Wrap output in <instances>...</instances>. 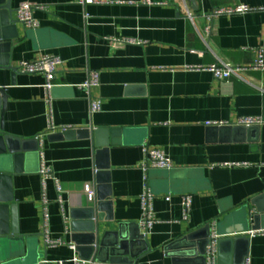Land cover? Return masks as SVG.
Returning <instances> with one entry per match:
<instances>
[{
    "label": "crops",
    "instance_id": "crops-1",
    "mask_svg": "<svg viewBox=\"0 0 264 264\" xmlns=\"http://www.w3.org/2000/svg\"><path fill=\"white\" fill-rule=\"evenodd\" d=\"M196 1L197 7L190 0H11L16 20L22 3L46 7L35 13L38 29L18 25L10 53L15 84L9 72L1 83L8 97L5 134L16 150L31 151L11 181L16 215L9 224L16 220L26 238L16 264L74 257L127 264L148 247L152 252L139 264H203L199 251L206 248V259L210 250L218 264H264V230L252 234L251 226L258 208L264 210V124L239 125L264 121V69L226 81L206 70L217 58L246 68L259 51L264 57V0ZM244 5L252 10L205 18ZM44 55L63 62L59 90L50 94L43 76L18 70ZM90 72L99 74L90 91L102 103L96 113L77 88ZM96 131L103 132L100 140ZM145 146L173 162L171 170L149 173L157 222L146 236L140 228ZM43 166L55 178L45 185ZM100 173L107 175L101 185ZM100 186L110 195L95 211L100 231L93 241L88 208L97 207ZM48 238L62 244L48 245Z\"/></svg>",
    "mask_w": 264,
    "mask_h": 264
},
{
    "label": "built area",
    "instance_id": "built-area-1",
    "mask_svg": "<svg viewBox=\"0 0 264 264\" xmlns=\"http://www.w3.org/2000/svg\"><path fill=\"white\" fill-rule=\"evenodd\" d=\"M46 7L39 6L37 4L25 2L20 5V7L17 10V16L18 21L25 26V28L29 30H36L39 28V22L35 18V13L37 11H45ZM252 9L248 6H239L236 8L227 7L222 9H214L210 12L209 15H206L205 18H207L208 21H212L215 17L227 15V14H245L247 11H251ZM264 10V7L262 9ZM189 17L192 18L189 14ZM203 40L206 44V46L209 48L210 46V29L207 28L204 31ZM131 42V41H129ZM116 43H123V42H116ZM259 59L258 61L249 67L242 68L239 66H234L231 64H225L222 62L219 58H217V62L210 67L206 68L207 71L212 72L215 79L219 81H226L229 80L230 77L235 76L241 80H244V75L248 70H263L264 69V57L263 52L259 51ZM62 60L58 56L55 55H44L39 60L34 61H24L20 64L19 71L24 74H39L43 76L46 80L45 89L49 92V94L52 92V90L55 87H58L55 83L56 81V73L57 68L62 65ZM99 82V74L97 72H90L88 75V78L81 84L77 85V88L82 91H86L88 95L91 98V89L94 86H97ZM91 100V112L96 113L101 110L102 103L100 100L97 99H90ZM264 124V121L262 119L258 118H247L240 120L241 126L250 127V126H259ZM145 153V162L143 165V171L145 176V183H144V189L142 192V196L140 198L141 201V211L142 213V219L140 221V228L144 231V236L150 232L152 227L157 222L155 211H154V200L156 198V195L153 193L151 186H150V176L149 173L153 170H171L173 169V162L170 158H168L163 151L153 150L150 149L148 146L144 148ZM42 175L44 176L43 183L45 185L46 179L54 178L52 170H50L48 167L43 166ZM57 189L60 192L61 189L57 183ZM87 197L89 201L94 200V193L91 192L90 188H87ZM167 200H171V196L167 197ZM191 203V197H185L184 198V206L185 210L188 212L189 207ZM47 200L45 199V227L48 228V222H49V213L47 208ZM256 232L260 231H252V234H255ZM218 239V236H215L213 238V243H215ZM48 245L51 246H57L62 244L61 241H51L49 238L47 239ZM73 249H75V246H73ZM206 264H218V262H215V259L213 257L212 251H208V259H206ZM40 264H90L89 262H86L79 257H74L71 260H60V261H48L45 260L41 262ZM247 264H250L248 262Z\"/></svg>",
    "mask_w": 264,
    "mask_h": 264
},
{
    "label": "water",
    "instance_id": "water-1",
    "mask_svg": "<svg viewBox=\"0 0 264 264\" xmlns=\"http://www.w3.org/2000/svg\"><path fill=\"white\" fill-rule=\"evenodd\" d=\"M197 7L196 0H190ZM194 10H197L195 8ZM15 10L12 8L11 0H0V264H16V260L20 258L22 249L25 247L26 238L19 233L16 227V220L13 219V225L10 227V216L16 215V207L11 206L10 203L13 202V197L11 194V181L13 176L21 171L19 166L23 159H25L29 150L19 151L14 148L13 139L5 134V111L7 107V94L2 88L1 83L5 81V73H10L11 83L15 84V72L17 69L14 68L10 61V53L12 48V42L19 38L18 25L21 24L18 20L14 18ZM58 87L53 89V92L58 91ZM252 130L253 127H250ZM96 140H100L102 131H96ZM106 174H99L98 184L105 182ZM108 188V187H107ZM106 188V189H107ZM105 187H99L98 203L95 208H88V231L91 233L92 240L95 241V236L92 233L99 235V223L96 219V209L100 212L106 207V199L110 195ZM4 192H7L4 196ZM96 206V205H95ZM249 212L245 210V220L248 229L251 228L254 231L264 230V210L258 208L257 214L253 216V225L250 226ZM225 220H230V217H226ZM145 240V237H142ZM233 242V241H232ZM210 245V240L206 242ZM120 252L123 250L124 244L121 243ZM207 249V248H206ZM199 251V255L203 264H206V253L207 250ZM151 253L152 249L146 248V251L141 252L139 255H132V260H129L127 264H139L141 259H143L147 253ZM125 255V254H120ZM231 264H243L238 262H233Z\"/></svg>",
    "mask_w": 264,
    "mask_h": 264
}]
</instances>
